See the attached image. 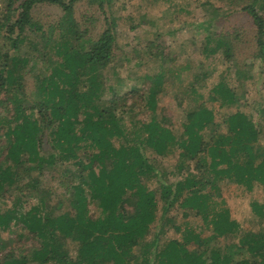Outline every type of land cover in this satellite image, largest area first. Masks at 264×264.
<instances>
[{"label":"trees","instance_id":"1","mask_svg":"<svg viewBox=\"0 0 264 264\" xmlns=\"http://www.w3.org/2000/svg\"><path fill=\"white\" fill-rule=\"evenodd\" d=\"M79 1L7 0L6 13L0 17V33L17 52L25 31L40 29L32 18L36 4L57 5L63 11L57 23L61 38L55 50L61 61L51 65L48 75L41 78L37 87L41 99L30 103L27 111L19 96L15 94L13 100L8 96L12 107L4 105L9 113L0 118V132L5 136L0 151V195L9 192L23 172L27 179L22 186L24 195L32 201L23 212L16 207L20 198L11 205H0V232L21 225L18 237L32 241L24 254H16L14 247L1 253L0 264H264V232L241 233L228 209L214 207V195L208 191L219 190L223 180L248 191L255 186L264 189V148L258 145L261 127H255L223 77L211 86L207 101H217L221 108L235 104L239 108L234 112L218 121L206 102L185 104L182 95L188 94L191 102L203 97L195 85L209 74L202 71L193 73L186 91L176 95L181 97L177 103L183 108L184 120L181 131L175 132L168 118H157L155 110L166 79L178 80L180 69L161 67L166 57L157 49L148 52L162 58L158 71L141 73L142 80L127 91H121V85L119 89L109 86V99L96 100L103 85L101 70L113 62L115 22L107 20L95 40L82 38L86 30L77 31L72 16ZM86 1L96 3L103 11L104 2L110 0ZM240 9L255 29L252 58L259 61L258 73H262L264 0H249ZM202 40L204 57L218 50L231 56L233 44L228 33L212 37L208 32ZM25 61L24 57L9 56L0 47V92L21 88L20 63ZM235 72L247 76V71L239 68ZM2 104L4 100L0 99ZM136 106L143 108L145 117L150 116L148 121L136 118ZM222 122L225 127L221 130ZM45 132L50 136L49 149L42 146ZM119 139L122 143L114 145ZM172 147L179 149V159L169 171L176 180L167 183L162 180L166 169L155 165L147 153L151 151L160 158ZM64 163L67 167H62ZM53 167H62L60 184L65 192H71L66 205L60 198L51 202L50 192L41 186L43 171ZM147 179H154L157 187L150 188L144 182ZM157 198L165 212L177 203L184 216H199L212 233L201 238L188 230L182 240L163 241L155 234L151 241L144 242L155 218ZM90 204L97 213L90 211ZM252 206L264 217V201L253 202ZM219 237L223 242L217 243ZM9 241L0 237V248ZM135 246L141 252L133 263L137 258Z\"/></svg>","mask_w":264,"mask_h":264},{"label":"rangeland","instance_id":"2","mask_svg":"<svg viewBox=\"0 0 264 264\" xmlns=\"http://www.w3.org/2000/svg\"><path fill=\"white\" fill-rule=\"evenodd\" d=\"M248 1L110 0L104 2L103 11L96 3L86 0L76 2L72 16L77 24L75 29L79 32L86 30L82 38L95 40L105 28L107 20L113 19L115 22L116 43L113 48V62L101 70L103 85L95 99L99 101L109 99L111 95L109 86L119 89L121 85V91H127L132 84L142 80L143 72L154 74L161 67L166 70L167 66L172 65V67L180 69L179 79H166L163 92L158 94L155 116L160 118L165 115L172 128L178 133L181 131L184 112L177 103L181 97L179 96L178 99L176 95L178 93L181 95L180 92H184L188 83L192 81L193 73L207 71L209 74L206 78L195 84L197 93H202L204 99H202L203 97L195 98L191 102V97L186 94L182 95L184 103L192 106L198 100L204 101L208 107L214 110L217 115L216 119L221 121L226 114L239 108L235 107V104L221 108L217 101L213 103L207 101V94L211 86L223 77L238 95L240 102L244 105L241 108L250 116L255 127H261L258 145L264 148V114L262 112L264 107V64L263 72L258 73L259 61L252 58L255 29L249 17L240 9ZM6 4L7 0H0V17L6 13ZM62 16L63 11L57 5L36 4L32 9V18L38 23L40 29L33 27L26 30L24 33L26 37L18 45L17 52L12 50L9 41L3 37L2 32L0 33V47L5 48L9 56L16 55V57L26 58L24 63H20L22 68L19 80L22 84L21 88L16 90L12 87V90L0 92V99L4 100V104L0 105V118L7 117L9 113L4 105L10 109L12 107V103L7 100L8 96H11L12 100L15 94L19 96L20 100H23L21 106L27 111L29 110L27 106L30 103L41 99V95L37 93L41 78L48 75L51 65L54 66L61 61V57L55 53V50L61 38L58 35L57 23ZM208 32L212 37L228 33L229 40L233 44L231 56L227 57L222 50L215 51L208 57L201 54L202 39ZM63 35L67 34L64 32ZM151 41L154 44L150 46L148 42ZM156 49L162 50L166 59H169H165L161 67L159 64L162 62V58L149 54ZM173 57L174 59H172ZM235 68L247 71V76L244 77L243 72L241 75H237ZM3 75H6V71ZM135 112L138 120H149L150 116L143 115L141 106H136ZM0 122H2L1 119ZM5 123L7 122L5 121ZM5 123L3 121L2 124ZM224 127L222 122L220 129L222 130ZM4 137L3 132H0V151L4 147ZM119 143H122L121 139L114 141L116 146ZM255 145L258 147L257 144ZM42 146L45 149L50 148V136L47 132L43 135ZM147 156L150 160L153 159L155 165L166 169L165 176H162L163 181L168 183L176 180V177L169 171L174 169L179 159V149L172 147L165 156L160 158L151 151L147 153ZM62 167H67V164L64 163ZM61 168L45 169L39 179L41 186L50 192L51 202L60 198L66 205L71 198V192L70 190L65 192L64 187L60 184L59 180L62 177L59 172L62 170ZM23 175V172L19 174L13 186L19 189L12 187L9 192L0 195L1 206L11 205L16 198H20V202L16 203L17 210L23 212L29 207L32 201L29 200L31 197L28 198L24 195L26 189L22 186L27 179ZM144 182L154 189L158 185L154 179H147ZM219 187V190L216 191L208 190L214 195H212L215 201L214 207L228 209L231 217L238 223L241 233L244 231L264 232V217L254 212L252 206L253 202L264 201V189L261 186H255L248 191L232 181L224 180L219 183ZM156 200L155 218L149 225V232L144 236V242L151 241L156 236L155 234H159L160 240L163 241L168 238L182 240L184 231L188 230L197 233L201 238H206L212 233L202 224L199 216L192 214L184 216L177 203L172 204L170 209L165 212L161 199L157 198ZM89 209L92 213L98 212L92 204L89 205ZM20 227L21 225L12 226L10 231L0 232L1 239L10 240L9 245L0 248V254L6 252L10 247L16 249V254L25 253L24 249L32 241L26 237H18L21 231ZM216 241L217 243L223 242L221 237ZM33 243L36 244L35 241ZM19 249L21 250L18 251ZM140 252L139 246L133 248V253L137 257L133 263L139 260ZM69 253L72 255L73 251L70 250ZM246 258L251 259L248 255Z\"/></svg>","mask_w":264,"mask_h":264}]
</instances>
